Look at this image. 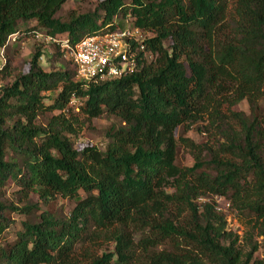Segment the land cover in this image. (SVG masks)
<instances>
[{
	"label": "trees",
	"instance_id": "trees-1",
	"mask_svg": "<svg viewBox=\"0 0 264 264\" xmlns=\"http://www.w3.org/2000/svg\"><path fill=\"white\" fill-rule=\"evenodd\" d=\"M66 1L0 0V49L12 34L20 37L22 23L36 20L73 43L129 24L144 32L146 51L137 53L134 72L115 79L45 71L40 48L27 73L15 71L10 58L0 69L7 78L0 89V188L13 181L27 200L36 194L43 203L58 196L76 202L68 215L46 210L37 220L30 216L38 203H0V238L12 222L7 212L29 217L14 241L0 245V260L264 264L255 255L257 237H264V115L233 109L243 100L254 109L264 97V0H101L95 11L62 21L56 13ZM56 91L47 103L45 94ZM47 112L53 114L39 122ZM104 113L122 122L106 150L77 149L80 114L91 121ZM206 118L223 141L204 146L182 137L196 162L178 165V127ZM215 196L247 219L244 235L228 229ZM102 243L113 248L100 254Z\"/></svg>",
	"mask_w": 264,
	"mask_h": 264
},
{
	"label": "rangeland",
	"instance_id": "rangeland-1",
	"mask_svg": "<svg viewBox=\"0 0 264 264\" xmlns=\"http://www.w3.org/2000/svg\"><path fill=\"white\" fill-rule=\"evenodd\" d=\"M100 1L101 0H67L63 4L62 8L56 13V17L60 18L62 21H68L72 14L93 12L98 8ZM33 29L36 31H31L27 35L24 34L27 30ZM20 33V37L19 34H17L15 40L13 37L11 38L4 53L5 57H2L3 54L0 49V69L10 58L11 65L15 71L27 73L30 69L33 54L38 48H40L43 53L40 58V65L45 71H55L61 69H72L76 71V67L69 60V58L64 54L63 56L60 54L62 50L54 43L53 40H51V36L48 34V29L40 26L36 20L22 23L20 25ZM64 34H61L60 37H63ZM142 35H145L144 32ZM10 79L12 81L14 78L11 77ZM6 80L7 78L0 73V89L5 85ZM56 94L57 91L51 95L47 92L45 94V101L47 103L51 102L52 96L55 97ZM76 105L80 104L77 102ZM233 109L237 111H244L249 116H252L253 113H256L258 116H262L264 115V97L258 102L254 109L251 108L247 100H243L236 104ZM77 111L78 110L75 109L76 113ZM52 114V112H47L41 115L39 117V122L46 123L48 117H51ZM80 117L84 121L83 129L78 136H73L74 145L79 150L83 149L87 145H95L101 150H106L109 142L111 141L110 134L112 128H117L122 125L119 117L109 113H104L91 121H86L82 114H80ZM176 136L179 141L177 164L180 166H193L196 162L194 152H192V150L185 145V142L181 140L182 137L189 138L195 143L204 146H215L217 142L223 141V138L217 134L215 129L210 130L207 118L194 123L189 129H186L183 126L178 127ZM202 156L206 160L211 158L207 148L203 151ZM204 169L214 174V171L211 168L205 167ZM19 191V187L13 181L8 182L5 187L0 188V203H13L21 207L28 204L38 203L39 207L35 210V213L30 216V218L35 220H37L40 214L46 210L61 215H68L76 205L75 200L61 196L51 200L49 203L41 202L36 194H32L31 198L27 200L21 196ZM213 199L217 201L218 209L226 214L228 229L233 230L240 236L244 235L247 231V219L238 216L234 211H232L229 208V202L226 199L218 196L213 197ZM199 201L203 202L205 199H200ZM7 216L10 217L12 222L0 238V245L3 246L17 238L18 232L23 229V222L29 219L28 216L13 211L7 212ZM257 239L262 243V247L255 255L259 258H264V237H257ZM243 245L247 249L250 248L246 242H244ZM112 248V244L102 243L98 246V253L101 254ZM0 264L6 263L0 260Z\"/></svg>",
	"mask_w": 264,
	"mask_h": 264
},
{
	"label": "built area",
	"instance_id": "built-area-1",
	"mask_svg": "<svg viewBox=\"0 0 264 264\" xmlns=\"http://www.w3.org/2000/svg\"><path fill=\"white\" fill-rule=\"evenodd\" d=\"M142 33L139 28L128 24L116 31L87 35L75 43L67 35L51 36V40L72 61L78 77L90 82L96 78H120L134 72L138 65L137 53L146 51L145 45L141 43ZM16 36L17 33L12 34L1 48L2 57H5L4 53L11 38L15 40ZM146 55L150 59L154 56L152 52H147Z\"/></svg>",
	"mask_w": 264,
	"mask_h": 264
}]
</instances>
